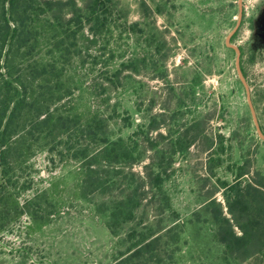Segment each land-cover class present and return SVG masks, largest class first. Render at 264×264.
<instances>
[{"label":"rangeland","instance_id":"obj_1","mask_svg":"<svg viewBox=\"0 0 264 264\" xmlns=\"http://www.w3.org/2000/svg\"><path fill=\"white\" fill-rule=\"evenodd\" d=\"M78 1L84 29L76 41L83 57L73 60L72 71L79 70L75 77L85 90L72 81V96L56 106L72 128L97 113L101 122L99 113L105 114L111 136L130 118L133 126L124 132L132 135L135 156H142L133 170L142 174L147 162L154 164L180 223L161 230L143 251H129L140 237L134 227L167 226L176 213L152 209L149 189L135 221L125 223L120 213L109 219L106 200L120 189L92 193L82 186L83 161L75 152L90 137L72 132L71 141L52 139L19 162L21 190L1 203L0 224L7 222L0 264H264V0ZM46 17L42 13L41 21ZM238 23L230 42L240 49L241 74L238 52L227 43ZM120 160L118 169L125 165ZM242 228L247 237L239 240ZM255 228L261 229L257 236Z\"/></svg>","mask_w":264,"mask_h":264},{"label":"trees","instance_id":"obj_2","mask_svg":"<svg viewBox=\"0 0 264 264\" xmlns=\"http://www.w3.org/2000/svg\"><path fill=\"white\" fill-rule=\"evenodd\" d=\"M35 1L36 4L34 0H0V213L6 211V207L1 204L3 199L14 198L21 190L17 185L22 179L17 174L19 162L28 161L52 139L67 137L71 141L72 132H79L83 140L88 133L90 141H83L81 148L75 152L83 161L78 165L79 181L92 193L96 190L103 192L105 187L120 189V192H114L106 200L111 211L106 214L109 219L120 213L125 214V223L135 221L137 211L146 206L144 199L149 195V189L153 192L150 196L152 209L156 212L172 209L176 213V219L170 225L159 228L151 225L134 227V234L140 237L132 243L129 251H143L160 238L161 230L166 227L172 230L180 223L181 216L168 194L166 179L155 178L154 164L151 162L143 166L142 174L133 170L142 156H135L130 149L133 147L132 142L128 144L132 135L124 132L133 126L130 118H126L128 121L124 126L121 125V133L117 136H111L113 132L110 131L109 118L102 113H99L101 122L95 118L97 113L85 126L72 128V119L56 105L72 96V81L79 89L85 90L83 84H78L81 79L75 77V74H80L79 70L74 68V72L72 71L73 60L80 61L77 58L83 57L76 41L78 32L84 29L83 6L79 5L78 0ZM42 13L47 15L43 21L40 19ZM46 32L51 35L49 41L45 40ZM72 36L75 42H72ZM45 45H48L46 51ZM121 72L122 69H118L116 73ZM103 85L108 84L103 82L101 86ZM106 87L103 88L104 91L112 89ZM121 87L123 91H127L132 86H117ZM116 106L117 104L114 105L115 111ZM123 109L128 111L127 108ZM120 158L125 159L119 162L125 164L120 167L121 170L116 164ZM130 174L137 175V179L129 178ZM248 185L252 186L251 183ZM24 187L31 188L32 184ZM37 193L34 200H29L26 204L33 205L35 197L43 192ZM240 197L241 201L247 200L245 194ZM16 205L19 209L24 208L18 201ZM99 205H96L97 209H101V204ZM146 209L147 207L142 216ZM143 220L144 217L136 224ZM109 221L108 226L117 234L118 230ZM6 222L4 219L0 224V231L5 229ZM242 230V234L237 236L239 240L247 237L246 228ZM255 231L257 236L261 229L255 228ZM231 233L235 234L234 230ZM225 243L226 248L232 247L230 242Z\"/></svg>","mask_w":264,"mask_h":264},{"label":"water","instance_id":"obj_3","mask_svg":"<svg viewBox=\"0 0 264 264\" xmlns=\"http://www.w3.org/2000/svg\"><path fill=\"white\" fill-rule=\"evenodd\" d=\"M240 23V21H239ZM239 23L237 24L236 28L228 35L227 37V43L231 46H233L234 48H236L237 52H238V57H237V66H238V71L240 72L241 74V69H240V49L235 46V45H232L231 42H230V38L232 36V34L235 32V30L237 29V27L239 26ZM242 76V75H241ZM243 80H244V77L242 76ZM246 85V88H247V91H248V96H249V100H250V106L252 108V111H253V114H254V119H255V122H256V125H257V128H258V131L262 134V129H261V126L259 125V122H258V118H257V115L254 111V106H253V103H252V100H251V96H250V90H249V87L247 85V83H245Z\"/></svg>","mask_w":264,"mask_h":264}]
</instances>
